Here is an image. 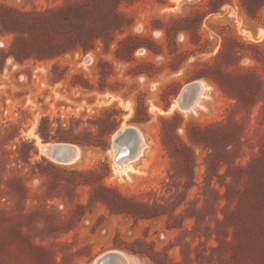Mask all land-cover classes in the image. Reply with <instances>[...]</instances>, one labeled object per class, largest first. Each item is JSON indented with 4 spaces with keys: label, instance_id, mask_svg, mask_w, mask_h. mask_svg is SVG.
Returning <instances> with one entry per match:
<instances>
[{
    "label": "rangeland",
    "instance_id": "374dc122",
    "mask_svg": "<svg viewBox=\"0 0 264 264\" xmlns=\"http://www.w3.org/2000/svg\"><path fill=\"white\" fill-rule=\"evenodd\" d=\"M108 251L264 264V0H0V264Z\"/></svg>",
    "mask_w": 264,
    "mask_h": 264
},
{
    "label": "water",
    "instance_id": "95a60500",
    "mask_svg": "<svg viewBox=\"0 0 264 264\" xmlns=\"http://www.w3.org/2000/svg\"><path fill=\"white\" fill-rule=\"evenodd\" d=\"M201 89V84L197 81H193L191 83H188L181 91L178 97V105L179 108L182 110L189 109L194 105L195 100L198 97V92ZM127 137L129 138V145L128 150L126 154L128 156H132L135 153L136 148L138 147V140H139V131L133 127H128L126 130ZM124 136H121L118 138V142L122 140H126ZM131 140V144H130ZM73 144L71 143H61V142H55L52 143L49 146V154L52 157V159L56 160L59 163H65L67 164L70 159L73 157L74 149L72 147ZM118 251H112L104 255L105 257H120ZM99 260V259H98ZM102 259L98 261V263L101 262ZM97 262V261H96Z\"/></svg>",
    "mask_w": 264,
    "mask_h": 264
},
{
    "label": "bare ground",
    "instance_id": "6f19581e",
    "mask_svg": "<svg viewBox=\"0 0 264 264\" xmlns=\"http://www.w3.org/2000/svg\"><path fill=\"white\" fill-rule=\"evenodd\" d=\"M202 83V82H201ZM202 90H203V84H201V89L199 90V92H198V97H197V99L195 100V102H194V105H196L197 103H198V101H199V99H200V97H201V94H202ZM193 105V106H194ZM192 106V107H193ZM191 108V107H190ZM189 108V109H190ZM185 110H188V109H185ZM127 128L128 127H123V128H120L119 129V131H117V133H115V138H116V141L118 142V138H120L121 136H124L125 138L127 137V134H126V130H127ZM135 129H136V127H135ZM137 130H138V128H137ZM139 131V130H138ZM139 135H140V137H139V140H138V147L136 148V150H135V153H134V155H132V156H128L127 154H123L121 157H119V159L117 160L118 162H116L117 163V165L119 166V167H123V166H125V165H128L131 161H133V160H135V159H137L138 158V156L141 154V151H142V149H143V146H144V140H143V136H142V134L139 132ZM128 139V138H127ZM128 142V141H127ZM114 144V143H113ZM130 144H131V140H130ZM51 144L50 143H47V144H45L44 145V147H43V151H44V153H46L50 158H52L51 156H50V154H49V146H50ZM125 145V144H124ZM72 147H73V149H74V154H73V157L70 159V161L69 162H71V161H73V160H75L76 158H77V156L79 155V149H78V147L77 146H75V145H72ZM114 151H115V147H114V149H113ZM115 155V154H114ZM115 158H117V157H115ZM52 160H54V159H52ZM56 161V160H55ZM115 163V164H116ZM109 252V251H108ZM117 253H119V255H120V257H105L104 258V256H102L104 253H102V257H100L99 258V260L100 259H102L101 260V262L100 263H98V261L99 260H97V262H95L94 261V263L95 264H127V258L125 257V255L123 254V253H121V252H117Z\"/></svg>",
    "mask_w": 264,
    "mask_h": 264
},
{
    "label": "trees",
    "instance_id": "16d2710c",
    "mask_svg": "<svg viewBox=\"0 0 264 264\" xmlns=\"http://www.w3.org/2000/svg\"><path fill=\"white\" fill-rule=\"evenodd\" d=\"M164 121L167 122L168 119H165ZM40 133H41V135L43 136V138H44L45 140H47V138H48L49 136H44V134H43L42 132H40ZM67 141H70V140H67ZM77 143L83 144V143H81V142H77ZM89 145H90V144H89Z\"/></svg>",
    "mask_w": 264,
    "mask_h": 264
}]
</instances>
